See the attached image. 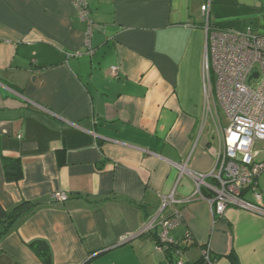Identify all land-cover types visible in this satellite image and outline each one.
Returning <instances> with one entry per match:
<instances>
[{"label":"crops","instance_id":"1","mask_svg":"<svg viewBox=\"0 0 264 264\" xmlns=\"http://www.w3.org/2000/svg\"><path fill=\"white\" fill-rule=\"evenodd\" d=\"M204 3L86 0L81 20L72 0H0V206L39 204L0 239V264H41L35 241L51 264H170L158 228L141 233L175 213L169 237L190 235L188 264L205 248L212 264H231L230 253L264 264V218L213 215L187 175L214 170L224 131L203 67ZM263 18L264 0H212L208 27L257 31ZM7 159L21 163L18 183L5 180Z\"/></svg>","mask_w":264,"mask_h":264},{"label":"built area","instance_id":"2","mask_svg":"<svg viewBox=\"0 0 264 264\" xmlns=\"http://www.w3.org/2000/svg\"><path fill=\"white\" fill-rule=\"evenodd\" d=\"M72 2L79 18L86 20V0ZM211 4L212 0H205L201 6L208 31L204 67L215 75L216 98L226 114L228 128L223 131L219 151L214 156V170L207 174L187 171V175L195 187L193 196L206 201L213 215L220 216L234 208L264 218L263 194L257 188V181L264 173V147L255 150L256 144L264 145V18L259 31L251 27L241 31L209 29ZM93 28L88 22L84 36L88 54H92ZM117 74V69L112 68L111 75ZM208 179L213 181L212 185L207 183ZM52 199L65 201L67 197L57 193ZM180 221L179 213L169 218L161 217L148 222L141 233L150 234L158 228L157 250L164 255L170 250L171 264H188L186 251L179 246L189 243V235L177 241L169 237L170 230ZM201 255L204 264H212L207 248Z\"/></svg>","mask_w":264,"mask_h":264},{"label":"trees","instance_id":"3","mask_svg":"<svg viewBox=\"0 0 264 264\" xmlns=\"http://www.w3.org/2000/svg\"><path fill=\"white\" fill-rule=\"evenodd\" d=\"M5 180L10 183H18L22 179L21 163L18 159H7L3 163ZM104 200L100 201L103 202ZM39 207L38 203L20 202L12 209L6 211L0 206V239L8 235L9 233L16 231L18 226L24 222L29 216H31L36 208ZM151 234V233H150ZM148 235V234H144ZM142 235V236H144ZM186 237V236H185ZM185 237L183 239H185ZM190 237V235H189ZM191 243V237L189 243H181L179 246L186 251L188 245ZM29 249L39 259L41 264H51V256L48 246L41 241H35L28 245ZM170 251V250H169ZM166 251L165 256L169 263L171 262V252ZM228 261L231 264H239L238 259L234 253H230L227 256ZM171 264V263H170ZM196 264H204L201 260Z\"/></svg>","mask_w":264,"mask_h":264},{"label":"rangeland","instance_id":"4","mask_svg":"<svg viewBox=\"0 0 264 264\" xmlns=\"http://www.w3.org/2000/svg\"><path fill=\"white\" fill-rule=\"evenodd\" d=\"M253 30L255 31V29H253ZM257 31H259V30H257ZM204 69H205V67H204ZM205 71H206V69H205ZM253 82L255 84L257 81H253ZM217 110H218V117H219V120H220V123H221V127H222L223 130H226L228 128V122H227V119H226V114H225L224 110L222 109V107L220 105L217 107ZM263 147H264V145H262V144H256L255 145V150H262ZM259 159L262 160L263 158L260 157Z\"/></svg>","mask_w":264,"mask_h":264},{"label":"water","instance_id":"5","mask_svg":"<svg viewBox=\"0 0 264 264\" xmlns=\"http://www.w3.org/2000/svg\"><path fill=\"white\" fill-rule=\"evenodd\" d=\"M254 77H256V75H254Z\"/></svg>","mask_w":264,"mask_h":264},{"label":"bare ground","instance_id":"6","mask_svg":"<svg viewBox=\"0 0 264 264\" xmlns=\"http://www.w3.org/2000/svg\"><path fill=\"white\" fill-rule=\"evenodd\" d=\"M207 72V71H206ZM210 72V71H209Z\"/></svg>","mask_w":264,"mask_h":264}]
</instances>
